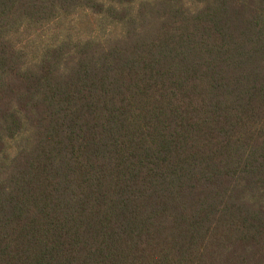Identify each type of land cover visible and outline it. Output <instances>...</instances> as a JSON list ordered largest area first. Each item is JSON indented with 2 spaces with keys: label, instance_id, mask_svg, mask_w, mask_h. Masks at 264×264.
Masks as SVG:
<instances>
[{
  "label": "trees",
  "instance_id": "obj_1",
  "mask_svg": "<svg viewBox=\"0 0 264 264\" xmlns=\"http://www.w3.org/2000/svg\"><path fill=\"white\" fill-rule=\"evenodd\" d=\"M0 264H264V0H0Z\"/></svg>",
  "mask_w": 264,
  "mask_h": 264
}]
</instances>
